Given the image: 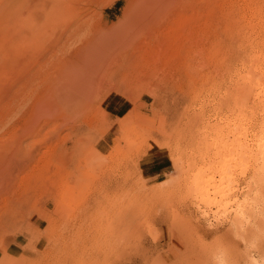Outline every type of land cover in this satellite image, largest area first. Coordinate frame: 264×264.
Masks as SVG:
<instances>
[{
  "label": "rangeland",
  "instance_id": "374dc122",
  "mask_svg": "<svg viewBox=\"0 0 264 264\" xmlns=\"http://www.w3.org/2000/svg\"><path fill=\"white\" fill-rule=\"evenodd\" d=\"M69 1L74 4L76 0ZM91 1L77 0L82 4L75 11L82 21L88 20L89 27L101 18L96 13L102 10L104 20H121L130 2L94 0L92 3L99 8L92 4L90 10L84 2ZM196 3L190 6L194 15L189 14L190 7L185 13L187 32L182 36L180 33L179 55L170 56L180 57L179 63L173 64L172 71L165 69L164 74L169 72L168 75L147 74L140 84L132 79L134 85H127L132 88L130 96L124 94L122 87L119 94L113 92L107 98L101 92L98 96L106 100L92 99L78 115L74 114L76 117L70 123L75 127H65L61 132L58 126L43 127L33 138L20 133L32 118L34 105L30 102L37 94L33 88L43 86L41 79L51 70L48 65L43 70L39 60H48L55 36L60 33L57 25L61 24H55L57 34L49 28L30 36L23 25L12 26L10 35L0 34V56L10 50L7 56L13 58L3 56L0 61L5 70L0 68V97L6 91L0 98V159H6L8 150H15L12 144L19 136L22 151L30 150L31 142L37 141L31 149L34 160L26 168L22 153H10L9 179L0 180V264H264V193L259 194L257 201L259 216L248 212L245 225L235 220L228 209L235 198L242 199L247 194L254 177V161L247 153L241 154L247 157L239 155L242 142L247 141L255 151L264 138V0ZM226 20L231 24H225ZM78 36V41L84 38ZM74 40L68 42L70 46L63 55L59 54L60 58L78 47L75 43L79 42ZM37 41L41 42L35 47ZM230 54L232 57L227 56ZM6 69L10 75L5 73ZM9 79L11 83H7ZM26 81L32 86L38 84L29 86L31 90ZM1 87L6 89L1 91ZM24 90L33 94H24ZM20 91L24 97L31 96L30 104V98H23L25 104L22 99L16 101L23 97ZM4 96L6 100L14 98V103L11 105L12 99L6 101ZM25 101L27 108L21 106L27 105ZM16 102L21 103L20 109ZM10 110L22 112L18 111L17 117ZM6 111L10 114L6 115ZM13 115L16 121L11 119ZM5 116L10 117L9 121ZM238 141H242V146ZM11 173L18 176L12 182ZM157 174L159 177L150 179ZM195 186L208 188V200L202 201V196L195 195ZM215 211L219 212L217 218Z\"/></svg>",
  "mask_w": 264,
  "mask_h": 264
},
{
  "label": "bare ground",
  "instance_id": "6f19581e",
  "mask_svg": "<svg viewBox=\"0 0 264 264\" xmlns=\"http://www.w3.org/2000/svg\"><path fill=\"white\" fill-rule=\"evenodd\" d=\"M3 1H4L3 4L0 3V32H1L0 34L1 35L3 34L2 32H6V33L9 32V35H10L11 30L13 31V28H14L12 26H14V25H17L16 27H18L20 25H23L24 28L26 27L28 32H30V36L31 35L34 36L35 34H37V32L40 33L41 29L46 31L45 29L48 30L49 28H52V30H49V31L52 32L53 30H56V28H55L56 27L55 26L56 23L60 22V24H61L60 27L57 25L58 31L60 33H59L57 38H56L57 35L55 36V42H53L54 44H53V46L51 48L52 51L50 52V54L48 56L49 57L48 60L46 58H44V57L42 58V60H39L40 59L39 56H38L39 54L37 55L39 59H36V60H39V62L42 61L40 65L42 67L43 66L46 67V65H48L49 68L52 70V71L50 70V72L47 75H46V73H44V74L42 73V71L45 69L44 67H43V70L41 71V73L44 76L46 75L43 80L41 79V81H43L42 84H43L44 87L38 85V88L41 87V89L40 88L38 89L37 87L33 88V90H35L33 92L34 93L37 92V94L35 95V94H33V92H31L32 89L29 86H32V84H31V82H28L29 81L28 80L26 82L30 84V85H28V88L31 89V90L28 92L27 91L28 88L26 86H24V88L27 89V90L26 91L24 90L23 93L26 94L25 92H27V93L31 92L34 95V98L32 97L33 101L31 100V96L29 97V95L27 97H24L25 95L21 91H20L21 92L20 94L23 95L22 98H20L21 97L20 96L19 97L20 99L19 98L17 99L14 96L18 103L21 101V99H22L21 102L24 103L23 102V100H24L23 98H26V99L30 98L29 100H27L28 104L32 103L34 105L33 108H31V109H33L32 110L33 114H32L31 120H29L30 123L26 127H24L21 130V133H20L21 136L29 137V138L32 137V135L34 133H36V131L39 132L40 129H43V127L51 129V128H55L56 126H58L57 127L58 131L64 129L65 127H71V128L75 127V126L71 125V123L73 122V121H71L72 117H76L74 114L78 115L81 112V109H83L84 106L89 104V102L91 104V100L92 99L97 100V101H102L103 99H100V97L98 96L101 92L103 93V96L105 95V97L107 98V96L110 93L118 92V94H119L120 93L119 91H121L120 88L122 87V89L125 91L124 94H128L129 95V94H131L130 92H132V88H129L127 86L128 83H131L133 85H134V83L135 84H140L145 79V76L152 75V74L155 75V73H159V72L164 74V72L166 70L167 71L168 70L172 71V69L174 67L173 64L179 63L180 57L179 58L176 57L175 59H173L172 57L170 58V56L173 55V54H174V56L175 55L177 56V54L180 52V51L178 52V43H179L180 33H181V36H182V34H185L184 31H186L185 28H184V23L186 22V20L184 22V18L186 19L185 13L188 11L189 7L192 6L191 4L196 3V0L194 1V3L192 2V0H130V2L127 3V6L125 8L126 11L124 13V16L122 17L121 20H119L117 22H112L111 23L109 21L104 20L103 10L101 12H99V13H96V11L94 9L93 12L96 13L97 16H100L101 18L98 19L97 22H94L92 24L89 22L90 25H91L89 27V24H87L88 20H87V22L82 21V18H79L78 14L75 15V11H76L77 7H79L78 5L82 4V2L81 3H76L77 0L75 1L74 4H73V2L70 3L69 0H26V1L25 0H12V2L10 1L11 4H7L8 0H3ZM93 1L94 0H92L91 2H88L87 4H85V2H84V6H86V7L89 6V9L91 10V8H93V7H91L92 4H93L92 3ZM113 3L114 2L112 1L111 5H113ZM23 4H24V6H23ZM209 4L210 3H208V5ZM93 5H95V4H93ZM95 6H97V4ZM103 6H104V3H103ZM195 6L196 5H194V8H195ZM97 7L99 8V6H97ZM100 7L102 8L101 5H100ZM104 8H106V7H104ZM81 9H83L82 5H81L80 10ZM194 10H197V8L194 9ZM192 11H193V9L191 8V11L189 10V14L192 13ZM198 12H199V9H198ZM193 13H194V11H193ZM81 14L84 16L87 13L86 14L81 13ZM224 15H226V14H224ZM188 16L190 17V15H188ZM220 16L222 17V15H220ZM220 16H218V18ZM221 17H220V19H221ZM226 18L228 19L229 17L226 16ZM190 19H192V17H190ZM193 19H194V17H193ZM85 20H86V18H85ZM222 21H223V19H222ZM227 21L229 22V24H231L230 23L231 21L226 20V22ZM191 22L193 23V21H191ZM228 22L225 23V24L228 25ZM194 26H195V24H194ZM217 26H219V25H217ZM185 27H187V24L185 25ZM190 29L192 30V27ZM191 30H190V32H191ZM196 30H197V28H196ZM58 31L56 32V34L58 33ZM206 31H207V29H206ZM199 32H200V30H199ZM53 33L55 34V31ZM80 33H83L84 36L82 34H80ZM205 33H207V32H205ZM226 33H227V31H226ZM49 34H51V33H49ZM197 34H199V33H197ZM197 34H195V35H197ZM3 35H5V33ZM78 35L81 36V39L83 37L84 38L82 40L78 41V39H80ZM195 35H192V36H195ZM2 36H0L1 40H3ZM39 36H40V34H39ZM176 36H178V37H176ZM189 36H190V34H189ZM200 36H198V37H200ZM40 37H42V36H40ZM74 37L78 38V39L77 38L76 39H77V41L79 43H75V47H76L77 44H78V47H76L72 51L70 50L69 53H71V54L69 56H67V55L65 56L64 55V57L61 56L62 58H60L59 54L63 55L66 52L65 49H67V46H68L69 43H72L71 40L72 39L74 40ZM196 37H194L193 39H195ZM190 38H191V36H190ZM76 39L74 41H76ZM191 39L190 40L187 39V41L188 40L191 41ZM38 42L40 44L41 41H37L35 47L38 46ZM180 42H182V41H180ZM185 42H186V40H185ZM188 44H190V43H188ZM214 45H216V44H214ZM69 46H70V44H69ZM71 47L74 48L73 45H71ZM191 47H192V45H191ZM214 47H216V46H214ZM48 48H50V46ZM187 48H188V46H187ZM37 50H38V48H37ZM180 50L183 51V48L180 49ZM188 50H191V48L188 49ZM9 51L10 50H8L7 53ZM191 51H193V50H191ZM213 51H214V49H213ZM7 53L4 54L3 56H7L8 55ZM40 53H41L40 55L42 57L43 56L42 52H40ZM44 53L46 55V52H43V54ZM224 53H225V51H224ZM12 54H13V52H12ZM29 54H28V56H29ZM3 56L2 57L0 56V61L3 60ZM13 56L16 57V55H14V54H13ZM210 56H211V54H210ZM227 56H231V54L227 55ZM7 57H10V56H7ZM196 57H197V55H196ZM10 58L13 59L12 57H10ZM35 58H36V55H35ZM225 58H227V57H225ZM11 59H9V60H11ZM26 59L28 60V57ZM228 59H229V57H228ZM33 60L34 59L32 57V61ZM34 62H35V60H34ZM203 62H205V61H203ZM229 62H231V59L229 60ZM20 63H22V62H20ZM225 63H226V61H225ZM30 65L31 64H29L28 66H30ZM159 65H160L162 70L158 69ZM24 66H26V65H24ZM35 66H36V64H35ZM38 66H39V64H37V67ZM223 66H224V62H223ZM202 68H203V65H202ZM7 69L10 70L9 67ZM7 69H6L5 73H8V75H10V73L7 71ZM1 70H3V69L1 68ZM46 70H45V72H46ZM3 71H5V70H3ZM199 72H200V70H199ZM199 72H196V73H198V75H199ZM253 72H254V70H253ZM168 73H165V74L168 75ZM13 74H11V75H13ZM37 75H40V71H39V74L37 72ZM28 76H26V77H28ZM133 76H135V77L133 78ZM201 76H203V74ZM13 77H14V75L10 79L12 80ZM24 77H25V75H24ZM26 77H25V79H26ZM33 77H34V75H33ZM35 77H37V76H35ZM39 77H43V76L41 75ZM39 77H37L36 79H38ZM154 77H153V79H154ZM149 78H151V77L149 76ZM10 79H9V82H7V83H11ZM20 79H22V78H20ZM31 79H32V77H31ZM132 79H133L134 83H133ZM167 79H168V77H167ZM169 79H170V77H169ZM38 80H36V81H38ZM44 80H45V82H44ZM15 81H13V82L16 83ZM199 81H203V80H201V78H199ZM253 81H254V83L256 82L255 80H253ZM21 82H22V80L19 83H21ZM158 82H159V80H158ZM168 82L169 81H167L166 83H168ZM36 84H38V83H36ZM42 84H40V85H42ZM35 85H33L32 87H35ZM6 86H7V84H6ZM9 86L10 87L13 86L12 89H15L14 85H12V86L9 85ZM129 86L131 87V85H129ZM163 86H165V84ZM169 86H170V84L167 87L169 88ZM127 88H128V91H127ZM3 89H6V87L5 88L1 87V91ZM21 89H22V86H21ZM37 89H38V91H36ZM168 90L169 89H166V92ZM150 91L153 92L152 90H150ZM175 91H176V89H175ZM11 92H13V90ZM4 93L6 94V91L3 90V94H1V95L3 96ZM169 93L171 94V91ZM9 94H8V96H9ZM20 94L18 93V95H20ZM18 95H16V96H18ZM161 95H163V94H161ZM161 95H159V96H161ZM171 95H173V94H171ZM2 96L0 98H2ZM101 97H102V95H101ZM126 98H128V96H126ZM11 99H12V103H11V105H12L14 103L13 100H15V99L10 97L9 102H11L10 101ZM5 100H6V97H5ZM18 100H20V101H18ZM105 100H103V101H105ZM128 100H129V98H128ZM172 100H175V99H172ZM30 101H32V102H30ZM130 101L133 102L132 100H130ZM17 102H16V104H17ZM27 102H26V104H27ZM154 103H153V105H154ZM164 103H165V101H164ZM16 104H14V108H16L15 107ZM20 104H17L18 105L17 109L20 107L19 106ZM28 104L24 105V106L21 105V106L27 108ZM32 104H31V106H32ZM130 105H131V103H130ZM164 105H166V104H164ZM105 106H106V104H104L103 107H105ZM10 107L11 106H9V109H10ZM100 107H102V106H100ZM171 107H172V105H171ZM2 108H3V105H2ZM25 108H24L23 112L25 110H27ZM29 108H30V105H29ZM3 109H5V108H3ZM94 109H96V108H94ZM90 110H92V109H90ZM12 111H14V110H10V112H12ZM18 111L17 112L14 111L16 116L17 115L19 116V112L21 110L19 112ZM169 111H170V113L172 112L171 110H169ZM25 112H24V114H26ZM7 113H9V112L6 111L5 114L8 115ZM20 115H21V113H20ZM94 115H95V113H94ZM165 116L167 117L168 115L165 114ZM11 117H13L11 119L17 118V117H14V115L11 116ZM5 118H6V116H5ZM7 119H10V117L6 118V120ZM14 120H12V121H14ZM41 120H42V124L39 123V121H41ZM7 121H9V120H7ZM12 121L10 122V124H12ZM70 121H71V123H70ZM0 122H2V121H0ZM15 125H16V123H15ZM4 128H6V126ZM7 129H9V128H7ZM12 130L15 131V129H13V128H12ZM74 130L78 132V133L75 132L76 135L80 136L79 131L77 129H73V131ZM19 132H20V130H19ZM65 136H66V134H65ZM50 137H51V135H50ZM19 138H21V137L19 136L17 138V140L13 141L12 146H16L15 150H13V151L11 150V152H10V150L7 149L8 150L7 153L9 152V154H10V153H13V152H16V151H18V153H22L23 168L24 167L26 168L34 160L35 156L32 153L31 149H32L33 146H36L35 143L37 141L35 142V140H34V141L31 142V144L29 143L31 145L30 146L31 147L30 150L27 151L25 149L26 151L24 150L25 151L24 152V151H22L23 148H20L21 147L20 146L21 142H20ZM56 138H59V136L56 137ZM241 138L246 140L244 138V136H242ZM78 139H79V137H78ZM262 139H261L262 142L258 146H256V150L255 151L251 150L252 147L247 143V141H243V142L241 141L243 143V146H242L241 142L238 141L239 145L242 146L240 149L238 148L239 149L238 150L239 151V155L243 156V155H241V154H243V152H244V154L247 153V155L254 161V167L253 168H255L254 169L253 180H250L249 187L247 188V191H246L247 194L245 193L246 195L242 199H239V198L236 199L235 198L234 201L231 202V207L228 208V209H230L232 211L231 213H233L234 219L235 220L237 219L239 222H243L242 224H244L246 221H249L248 218H246V216H245V214H247L248 212L250 213V215L252 214V216H254V215H258L259 216V214H257V210H258V207H259V204L257 203V201H258V197L261 195L260 193H264V138H262ZM47 140H48V138H47ZM50 140H52V139H50ZM80 142H81V140H79V145H81ZM46 144H45V146H46ZM76 145L79 146L78 144H76ZM73 147H74V145H73ZM254 147H255V145H254ZM9 148L12 149L11 147H9ZM252 149H255V148H252ZM9 154H6V159H5V157H2V159H0V180H2V181L3 180L5 181V180L9 179L8 176H10V172L7 170V166L11 163L12 155L11 154L9 155ZM18 156H20V155H18ZM245 156H243V157H245ZM19 160L21 161V159L18 158V161ZM16 164H17V161H16ZM13 165H14V162H13ZM11 174H13V173H11ZM17 177L18 176L15 173V175L12 178V180L10 179V182L15 181L17 179ZM195 188H196L195 195L202 196V198L200 197V199H202V201L208 200V197H207L208 196L207 195L208 188L206 186H205V188H202L201 186H195ZM229 204H230V202H229ZM227 212H228V210H227ZM228 213L230 214V212H228ZM218 214H219V212L215 211L214 212V217L217 218ZM262 218L264 219L263 216H262ZM256 264H258V263L256 262Z\"/></svg>",
  "mask_w": 264,
  "mask_h": 264
},
{
  "label": "crops",
  "instance_id": "0c3cea01",
  "mask_svg": "<svg viewBox=\"0 0 264 264\" xmlns=\"http://www.w3.org/2000/svg\"><path fill=\"white\" fill-rule=\"evenodd\" d=\"M156 177H159V174L151 176L150 179H154Z\"/></svg>",
  "mask_w": 264,
  "mask_h": 264
}]
</instances>
